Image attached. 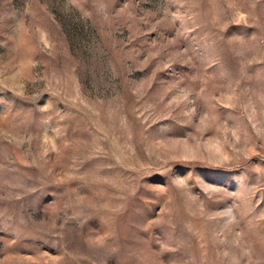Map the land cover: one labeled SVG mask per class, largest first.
Listing matches in <instances>:
<instances>
[{
	"label": "rangeland",
	"instance_id": "rangeland-1",
	"mask_svg": "<svg viewBox=\"0 0 264 264\" xmlns=\"http://www.w3.org/2000/svg\"><path fill=\"white\" fill-rule=\"evenodd\" d=\"M0 264H264V0H0Z\"/></svg>",
	"mask_w": 264,
	"mask_h": 264
}]
</instances>
